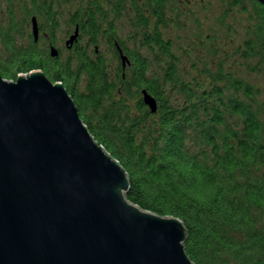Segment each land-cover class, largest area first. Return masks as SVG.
<instances>
[{
    "label": "trees",
    "instance_id": "16d2710c",
    "mask_svg": "<svg viewBox=\"0 0 264 264\" xmlns=\"http://www.w3.org/2000/svg\"><path fill=\"white\" fill-rule=\"evenodd\" d=\"M13 1L0 19L2 76L16 80L41 70L61 82L95 140L127 172L126 197L184 223L194 264H264L262 87L229 69L207 39L208 53L191 61L197 72L184 74L163 30L176 22L175 0H88L74 10L62 9V0H17L20 17ZM226 5L243 13L248 36L238 53L253 69L250 61L264 60V6L258 0ZM63 11L66 34L79 26L80 37L65 46L67 56L60 48L52 56ZM34 15L45 32L38 43L28 34ZM143 89L156 98V113Z\"/></svg>",
    "mask_w": 264,
    "mask_h": 264
},
{
    "label": "water",
    "instance_id": "95a60500",
    "mask_svg": "<svg viewBox=\"0 0 264 264\" xmlns=\"http://www.w3.org/2000/svg\"><path fill=\"white\" fill-rule=\"evenodd\" d=\"M31 25L38 40L36 16ZM142 96L156 113V98ZM129 186L61 82L0 73V264H194L184 223L131 202Z\"/></svg>",
    "mask_w": 264,
    "mask_h": 264
},
{
    "label": "rangeland",
    "instance_id": "374dc122",
    "mask_svg": "<svg viewBox=\"0 0 264 264\" xmlns=\"http://www.w3.org/2000/svg\"><path fill=\"white\" fill-rule=\"evenodd\" d=\"M15 2L13 8L15 15L22 16L21 10ZM88 0H62L61 8L74 10L79 5H86ZM174 6L177 10L175 16L176 22L170 21L169 25L163 29L165 37L173 39V48L176 54L182 59L181 70L183 73L190 76L197 71L193 68L191 61L195 55L202 56L205 52V43L207 39L211 42L212 47H218L220 59L226 63L229 69H235L238 73L244 76L247 80L262 87L264 92V60H252L253 69L247 67L246 63L239 56L240 45L246 38V22L242 11L229 8L226 5V0H175ZM66 11L60 16L61 26L56 34V46L62 49L63 56H67L69 51L65 48V41L69 34H66V22L68 21ZM74 31L72 29L71 33ZM126 33L128 28L125 29ZM27 42V39L22 40ZM85 39H83V42ZM100 42V47L109 60L112 59V52L105 44L103 39ZM214 43V44H213ZM42 45V44H41ZM43 46V45H42ZM211 47V49H212ZM210 49V50H211ZM207 50V49H206ZM4 47L0 39V57H5ZM219 59V60H220ZM260 68H257V67Z\"/></svg>",
    "mask_w": 264,
    "mask_h": 264
},
{
    "label": "flooded vegetation",
    "instance_id": "af4514ba",
    "mask_svg": "<svg viewBox=\"0 0 264 264\" xmlns=\"http://www.w3.org/2000/svg\"><path fill=\"white\" fill-rule=\"evenodd\" d=\"M10 1L11 0H0V19L2 20V19H5V18H7L8 17V14H9V9H10ZM29 2V0H25V2ZM21 2H23L22 0H21ZM34 16H36V15H34ZM37 17V16H36ZM37 21H38V26H39V38H38V40H35V38H34V36H33V34H32V25H31V22L30 23H28V26H29V29H30V32L28 33L29 34V37L30 36H32L33 38H34V41L35 42H40L41 41V37H42V35H44L45 34V32L43 31V29H42V27H41V21H40V19L37 17ZM76 27H78L79 28V35H78V38H77V40L72 44V46L71 47H68V45H67V40L70 38V36L74 33V31H75V29H76ZM74 31L71 33H68L69 34V37H68V39L65 41V46L67 47V48H72L74 45H75V43L79 40V37H80V27L79 26H75L74 27ZM53 44H50V47L52 46ZM54 46L55 47H57L55 44H54ZM58 48V47H57ZM58 50H60L59 48H58Z\"/></svg>",
    "mask_w": 264,
    "mask_h": 264
}]
</instances>
